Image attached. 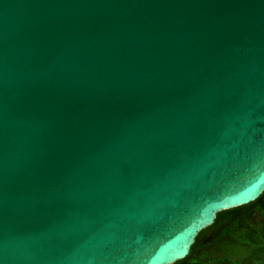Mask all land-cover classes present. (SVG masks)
I'll use <instances>...</instances> for the list:
<instances>
[{"label": "water", "instance_id": "water-1", "mask_svg": "<svg viewBox=\"0 0 264 264\" xmlns=\"http://www.w3.org/2000/svg\"><path fill=\"white\" fill-rule=\"evenodd\" d=\"M264 193V0H0V264H175Z\"/></svg>", "mask_w": 264, "mask_h": 264}, {"label": "trees", "instance_id": "trees-1", "mask_svg": "<svg viewBox=\"0 0 264 264\" xmlns=\"http://www.w3.org/2000/svg\"><path fill=\"white\" fill-rule=\"evenodd\" d=\"M175 264H264V193L253 203L219 213L189 256Z\"/></svg>", "mask_w": 264, "mask_h": 264}]
</instances>
